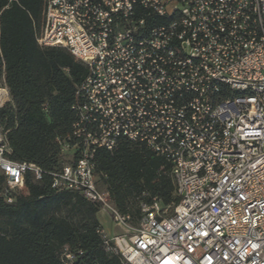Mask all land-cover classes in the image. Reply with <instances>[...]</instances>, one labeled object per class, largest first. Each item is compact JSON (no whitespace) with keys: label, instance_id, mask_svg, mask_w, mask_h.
Segmentation results:
<instances>
[{"label":"built area","instance_id":"1","mask_svg":"<svg viewBox=\"0 0 264 264\" xmlns=\"http://www.w3.org/2000/svg\"><path fill=\"white\" fill-rule=\"evenodd\" d=\"M35 34L88 68L52 187L123 228L98 230L104 250L121 264H264V0H43ZM122 141L170 166L176 198L143 204L133 229L98 186L97 151ZM9 153L0 132V195L12 203L28 172L45 171Z\"/></svg>","mask_w":264,"mask_h":264},{"label":"trees","instance_id":"2","mask_svg":"<svg viewBox=\"0 0 264 264\" xmlns=\"http://www.w3.org/2000/svg\"><path fill=\"white\" fill-rule=\"evenodd\" d=\"M42 3L0 0V87L10 96L0 106V132L11 149L9 158L45 171L41 180L28 172L27 189L15 192L14 202L0 195V264H65L66 249L84 252L74 264H121L102 246L100 206L52 187L51 172L68 161L58 139L70 141L76 121L72 106L88 68L65 48L38 45L35 25ZM165 21L154 16L148 23ZM8 93L0 88V104ZM96 161L99 188L109 190L134 222L144 215L142 204L176 201L170 166L144 147L122 141L113 151L99 149ZM5 185L0 171V192Z\"/></svg>","mask_w":264,"mask_h":264},{"label":"rangeland","instance_id":"3","mask_svg":"<svg viewBox=\"0 0 264 264\" xmlns=\"http://www.w3.org/2000/svg\"><path fill=\"white\" fill-rule=\"evenodd\" d=\"M0 88L1 89H5L7 91V93H8V90L6 88H2V87H0ZM9 99H10V96H9V93H8L7 100L2 102L0 104V106H2L4 103H6ZM65 159L68 160L69 156H67ZM142 206H143V204H142ZM98 215H99V218L101 219V221L103 223V227L105 228L106 232L111 233V234H117V233L123 232V228L118 226V225H116L113 222V220H112V218H111L109 213L101 210ZM137 225H138V222H134L132 219L129 220V223H128L129 229H133V228L137 227Z\"/></svg>","mask_w":264,"mask_h":264},{"label":"crops","instance_id":"4","mask_svg":"<svg viewBox=\"0 0 264 264\" xmlns=\"http://www.w3.org/2000/svg\"><path fill=\"white\" fill-rule=\"evenodd\" d=\"M101 211V210H100ZM99 214V213H98ZM98 218H99V215H98ZM99 220H100V222H101V224H102V226H103V223H102V221H101V219L99 218ZM104 228V227H103ZM105 229V228H104ZM111 234V233H110Z\"/></svg>","mask_w":264,"mask_h":264}]
</instances>
